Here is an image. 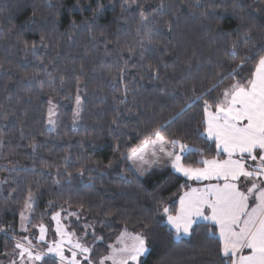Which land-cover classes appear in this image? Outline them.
Instances as JSON below:
<instances>
[{"label": "trees", "instance_id": "1", "mask_svg": "<svg viewBox=\"0 0 264 264\" xmlns=\"http://www.w3.org/2000/svg\"><path fill=\"white\" fill-rule=\"evenodd\" d=\"M262 52L264 0H0V264L29 195L31 241L32 225L74 212L70 227L94 263L126 229L146 238L143 264H230L211 223L179 236L167 224L164 208L174 214L192 182L169 166L138 175L127 152L159 130L189 146L176 145L186 166L224 158L205 132L204 102L215 109Z\"/></svg>", "mask_w": 264, "mask_h": 264}, {"label": "snow or ice", "instance_id": "2", "mask_svg": "<svg viewBox=\"0 0 264 264\" xmlns=\"http://www.w3.org/2000/svg\"><path fill=\"white\" fill-rule=\"evenodd\" d=\"M232 54L235 55V52ZM250 58L244 57L242 63ZM235 74L236 69H233L227 75L231 77ZM76 101L79 105V95ZM204 104L205 132L209 139L215 141L217 156L224 155L226 158L203 159L198 161L203 167L186 168L180 163V154L167 152V156H175L172 165L176 171L190 179L216 181L185 191L180 196L174 215L169 208H164L168 224L179 236L181 233L189 234L198 218L208 220L218 229L221 252L230 258L231 264H264V52L259 54L255 70L246 81L236 80L223 91L214 111L208 101ZM49 105L48 123L52 124L55 113L51 100ZM154 134L156 139L151 144H159L161 151H164L165 143L173 148L179 144L181 152L189 147L179 140L166 141L159 130ZM146 147L147 143L139 152L133 150L129 159L137 157ZM29 207L30 204L25 201V208ZM58 216L59 213L55 214L53 219L57 220L56 231L61 239L50 244L48 252L59 258V264H80L76 250L79 254H87L90 249L79 242H72L70 234L64 233L59 226ZM44 234L45 228L40 225L39 240L44 239ZM66 235L69 236L67 243L71 245L70 259L64 254ZM125 238L131 243H125ZM119 243L122 246H109L112 253L102 258L99 264H106L109 260L112 264H143L141 257L149 249L142 234L121 233ZM16 248L20 250L21 264L42 260L43 253H34L30 240L27 247L17 243ZM246 250L248 254H244ZM85 260H88L87 255Z\"/></svg>", "mask_w": 264, "mask_h": 264}, {"label": "rangeland", "instance_id": "3", "mask_svg": "<svg viewBox=\"0 0 264 264\" xmlns=\"http://www.w3.org/2000/svg\"><path fill=\"white\" fill-rule=\"evenodd\" d=\"M77 89L76 92L74 94V100H73V112H72V118H71V124L73 127H78L79 123H80V113H81V105H82V100H83V95L81 92V84H77ZM79 95L80 97V103L79 105L77 104L76 101V97ZM53 107V111L55 113V115L52 117L53 119V123L49 124L48 120V110L50 105L48 106L47 112H46V126L48 128H53L55 126V122H56V103L51 101ZM49 104V102H48ZM156 137H152V138H146L143 140V142L138 145L137 147H134L133 149H131L130 151L127 152V157H128V161H129V165L130 167L134 170V172L138 175H142L141 173H145L146 171H148L149 169L153 168V167H163V166H169L171 167V169L176 172L179 175H184L182 172H178L176 171V169L173 167L172 165V161L175 158V156L173 157H169L167 156V152L169 151H174L177 154L179 153V147L175 146V148H173V146L169 143H165L164 144V151L160 150V145H152L151 141L155 140ZM147 143V147L144 148V151L142 153H140L137 157L133 158V159H129V156L132 154L133 150H136L139 152V150L144 147V145ZM142 156V158H140ZM204 159H210V158H204ZM181 163V161H180ZM182 164V163H181ZM184 167H191V166H186L184 164H182ZM192 168H199V167H192ZM188 177V176H186ZM190 179V178H188ZM191 180V179H190ZM250 183V182H249ZM28 203L30 204L29 208H25V203L22 207V209L20 210L19 213V222H18V231L20 232V235L16 236V240L17 243H22L24 244L26 247L28 246V241L32 240V237L30 235L31 231L29 230V222L31 220V212H32V207H33V200L32 198L29 199V197L27 198ZM59 213L58 216V220H59V226L62 227L64 233L66 234H70V238L72 240L73 243L79 242L82 245H84L85 247H88L91 251V248L89 245H87V243L84 240V234H77L75 232L74 229H72L70 227L71 221H75V218H77V216L75 215L74 212H64L62 210H56L54 212H52V214L50 215V220H51V224L49 227V224H37V225H32L31 227H35L37 229V235H36V240L37 241H31V246H32V250L33 252H41L43 253V256H53L58 260V264H59V258L54 254V253H49L48 252V246L50 244H53L55 241L60 240L61 236L57 234V220L53 219V216L55 214ZM40 225H43L45 228V234H44V239L41 241L39 240L40 237ZM49 229L51 230V233L49 232ZM50 233V235L48 234ZM121 233H127L129 235H135V234H140V233H134V232H130L126 229H121V231L118 233V235L108 244V246L112 245L113 247H120L122 246L119 243V238L121 237ZM25 237H27L28 239L25 240ZM69 239V236L66 235L64 236V254L66 257H68L69 259L71 258V245H69L67 243ZM16 243V244H17ZM125 243H131L130 239L125 238ZM148 247V246H147ZM78 252V256L77 259L80 261V264H88V261H91V264H99V262L101 261L102 258H105L107 256H109L112 253V248L109 247V251L101 256L99 258V261L97 263H94L91 258H90V251L87 254H79V250H76ZM20 250L17 249L15 247L14 252L12 253V255L8 258V260L6 261V264H13V261L15 262V264H21V260H20ZM85 255H87L88 260H85ZM143 257V256H142ZM141 257V259H142ZM25 260H27V257L25 256ZM38 261H33L31 262V264H36ZM106 264H112V262L106 261Z\"/></svg>", "mask_w": 264, "mask_h": 264}, {"label": "crops", "instance_id": "4", "mask_svg": "<svg viewBox=\"0 0 264 264\" xmlns=\"http://www.w3.org/2000/svg\"><path fill=\"white\" fill-rule=\"evenodd\" d=\"M254 70H255V68H254ZM211 110H215V109H211ZM214 141V140H213ZM215 142V141H214ZM224 158H226L225 156H224ZM224 158H218V159H224ZM210 159H213V158H210ZM200 167H203V165L202 166H200ZM199 167V168H200ZM183 177H185L186 179H188L189 177H186L185 175H183ZM188 180H190V179H188ZM190 182H192L191 184H190V186L186 189V190H184V192L185 191H187L189 188H201V187H203V186H205L206 184H208V183H215L216 181H207V180H196V179H191L190 180ZM184 192H182V194L184 193ZM181 194V195H182ZM180 195V196H181ZM179 199H180V197H179ZM179 199H178V206H177V208L179 207ZM175 214V213H174ZM173 214V215H174ZM196 222H209V223H211L212 224V222H210V221H208V220H204L203 218H198L197 219V221ZM167 224H168V221H167ZM213 225V224H212ZM168 226L171 228V226L168 224ZM214 226V225H213ZM214 228H215V232H216V235L218 236V238H219V232H218V229L214 226ZM172 229V228H171ZM174 232H175V230L174 229H172ZM220 240V239H219ZM220 246H221V242H220ZM221 248V247H220ZM223 254V253H222ZM244 254H248V252H247V250L245 251V253ZM229 260H230V258H229ZM230 264H231V261H230Z\"/></svg>", "mask_w": 264, "mask_h": 264}]
</instances>
